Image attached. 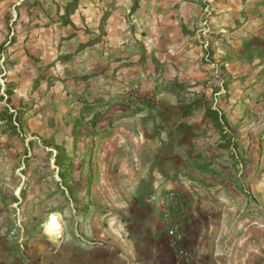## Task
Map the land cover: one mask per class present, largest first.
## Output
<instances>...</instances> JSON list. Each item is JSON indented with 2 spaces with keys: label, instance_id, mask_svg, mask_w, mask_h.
<instances>
[{
  "label": "rangeland",
  "instance_id": "374dc122",
  "mask_svg": "<svg viewBox=\"0 0 264 264\" xmlns=\"http://www.w3.org/2000/svg\"><path fill=\"white\" fill-rule=\"evenodd\" d=\"M198 1L208 17L209 0H0L4 264H64L80 241L105 243L113 217L127 232L155 216L170 246L175 228L234 259L249 236L264 244V89L223 79L207 22L201 38L186 23ZM168 20L191 58L203 45L199 85L146 43ZM50 211L65 216L59 240L40 228Z\"/></svg>",
  "mask_w": 264,
  "mask_h": 264
},
{
  "label": "crops",
  "instance_id": "0c3cea01",
  "mask_svg": "<svg viewBox=\"0 0 264 264\" xmlns=\"http://www.w3.org/2000/svg\"><path fill=\"white\" fill-rule=\"evenodd\" d=\"M208 6L210 9L208 17L204 13L201 1L187 6L189 11L192 7L193 12L190 14L187 11L184 16L186 23L193 22L200 38L203 35L201 33L206 29L204 23L207 22L209 46L214 51L212 61L216 65L221 62L223 69L220 70V74L223 79L228 77L227 83L230 86L243 87L249 83H256L255 88L264 89V0H242L240 14L233 10L234 5L231 0H209ZM246 16L248 20L243 18L245 21L242 20L238 25L233 26L234 18ZM146 29L149 30L147 45L159 49L166 62L176 64L182 81L199 85L208 78L209 70L200 69L201 65L197 64L202 57L203 45L194 47L191 58L190 54L186 53L188 52L184 40L186 37L181 35L177 21L168 20L161 26L150 24ZM175 47H181L182 50L176 58L177 61L170 55ZM188 60H194L192 66L188 65L189 69ZM121 221L123 222V219ZM137 222L134 224V229L130 226L126 230L128 234L131 233L134 249L131 245H125L130 242L125 238L127 232L119 224V219L113 217L111 230L96 231L97 237L106 238L105 243L90 245L80 241L79 245L70 249L69 259L64 264H176L175 252L169 245L168 239L163 237L164 222L152 216L149 220L150 229L144 227L141 219ZM130 248L135 251L134 255L130 254ZM190 249L194 255L193 264H264V244L259 236L247 238L239 259L233 258L234 252L231 250L224 252L223 256H218L219 251L207 242V237H202V240ZM54 253H57L56 248H49V254ZM0 264H4L2 244H0ZM35 264H45V262L38 260Z\"/></svg>",
  "mask_w": 264,
  "mask_h": 264
},
{
  "label": "clouds",
  "instance_id": "9594fccd",
  "mask_svg": "<svg viewBox=\"0 0 264 264\" xmlns=\"http://www.w3.org/2000/svg\"><path fill=\"white\" fill-rule=\"evenodd\" d=\"M66 227L65 216L60 211H50L40 225L42 232L50 240L62 238Z\"/></svg>",
  "mask_w": 264,
  "mask_h": 264
},
{
  "label": "built area",
  "instance_id": "2783aa9c",
  "mask_svg": "<svg viewBox=\"0 0 264 264\" xmlns=\"http://www.w3.org/2000/svg\"><path fill=\"white\" fill-rule=\"evenodd\" d=\"M171 231V246L175 252L176 264H193V252L184 243L186 235L185 232L175 228Z\"/></svg>",
  "mask_w": 264,
  "mask_h": 264
},
{
  "label": "trees",
  "instance_id": "16d2710c",
  "mask_svg": "<svg viewBox=\"0 0 264 264\" xmlns=\"http://www.w3.org/2000/svg\"><path fill=\"white\" fill-rule=\"evenodd\" d=\"M19 20V17L16 19V22ZM209 112L212 113V114H215V121L218 123V125H221L219 119H218V113L216 110L212 109V108H209Z\"/></svg>",
  "mask_w": 264,
  "mask_h": 264
},
{
  "label": "bare ground",
  "instance_id": "6f19581e",
  "mask_svg": "<svg viewBox=\"0 0 264 264\" xmlns=\"http://www.w3.org/2000/svg\"><path fill=\"white\" fill-rule=\"evenodd\" d=\"M63 237V236H62ZM61 239V238H60ZM59 240V239H58ZM57 244H59V243H57Z\"/></svg>",
  "mask_w": 264,
  "mask_h": 264
}]
</instances>
